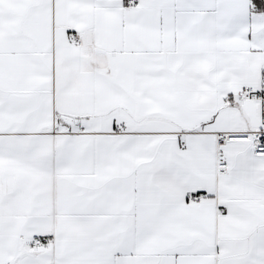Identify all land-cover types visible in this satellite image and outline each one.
Instances as JSON below:
<instances>
[{"label": "snow or ice", "instance_id": "obj_1", "mask_svg": "<svg viewBox=\"0 0 264 264\" xmlns=\"http://www.w3.org/2000/svg\"><path fill=\"white\" fill-rule=\"evenodd\" d=\"M0 264H264V0H0Z\"/></svg>", "mask_w": 264, "mask_h": 264}]
</instances>
